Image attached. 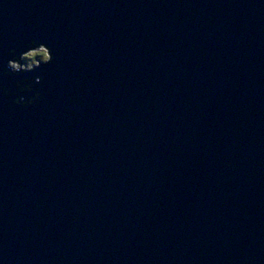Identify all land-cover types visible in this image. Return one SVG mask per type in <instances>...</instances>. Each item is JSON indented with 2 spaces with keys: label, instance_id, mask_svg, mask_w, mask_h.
Segmentation results:
<instances>
[{
  "label": "water",
  "instance_id": "water-1",
  "mask_svg": "<svg viewBox=\"0 0 264 264\" xmlns=\"http://www.w3.org/2000/svg\"><path fill=\"white\" fill-rule=\"evenodd\" d=\"M32 39L0 264H264V0H0V64Z\"/></svg>",
  "mask_w": 264,
  "mask_h": 264
},
{
  "label": "clouds",
  "instance_id": "clouds-1",
  "mask_svg": "<svg viewBox=\"0 0 264 264\" xmlns=\"http://www.w3.org/2000/svg\"><path fill=\"white\" fill-rule=\"evenodd\" d=\"M26 51H21L16 55V49H10L12 58L8 59L6 64H0V98L13 93H10L2 81L3 79L18 76L21 73L34 72L41 64L51 63L54 59L51 47L37 39H32L26 44ZM26 61V62H22ZM43 82V76H37L35 83L27 76L16 80L17 93H14L15 99L13 103L20 107H29L37 104L42 99V91L36 87V84ZM20 93H32L27 98Z\"/></svg>",
  "mask_w": 264,
  "mask_h": 264
},
{
  "label": "rangeland",
  "instance_id": "rangeland-1",
  "mask_svg": "<svg viewBox=\"0 0 264 264\" xmlns=\"http://www.w3.org/2000/svg\"><path fill=\"white\" fill-rule=\"evenodd\" d=\"M22 62H26V61H22Z\"/></svg>",
  "mask_w": 264,
  "mask_h": 264
}]
</instances>
